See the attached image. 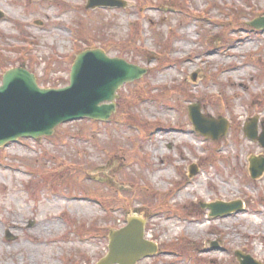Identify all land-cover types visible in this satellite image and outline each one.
I'll use <instances>...</instances> for the list:
<instances>
[{
	"label": "rangeland",
	"instance_id": "rangeland-1",
	"mask_svg": "<svg viewBox=\"0 0 264 264\" xmlns=\"http://www.w3.org/2000/svg\"><path fill=\"white\" fill-rule=\"evenodd\" d=\"M122 1L0 0V82L23 66L42 88L66 87L86 39L147 70L108 122L0 148V264H97L133 212L157 248L136 264H239L236 252L264 264V173H248L264 148L243 134L250 119L264 127V31L248 26L264 0ZM192 104L225 119V135L195 133ZM234 201L243 211L227 217L201 207Z\"/></svg>",
	"mask_w": 264,
	"mask_h": 264
},
{
	"label": "water",
	"instance_id": "water-1",
	"mask_svg": "<svg viewBox=\"0 0 264 264\" xmlns=\"http://www.w3.org/2000/svg\"><path fill=\"white\" fill-rule=\"evenodd\" d=\"M124 6L122 0H87L85 9ZM2 17L0 13V19ZM248 25L264 31V18L255 19ZM146 74V69L120 58H110L100 48L86 49L75 56L69 84L64 88H40L35 75L24 67L6 71L0 85V148L19 139L50 137L57 126L70 122L108 120L115 112L117 91L124 84L137 81ZM187 111L192 127L201 136L215 141L227 132L225 119L204 116L199 105H190ZM255 122L252 120L244 127V135L264 148V128L257 136ZM248 162L251 179L259 178L264 172V158L252 157ZM196 172V168L191 166L190 177ZM201 207L208 209L209 217L213 219L242 211L239 201L215 202ZM133 214L123 228L108 232L107 254L97 264H136L142 258L156 254V246L143 237L145 220L136 216L135 212ZM7 239L12 240L13 237ZM235 257L239 264H259L240 252H236Z\"/></svg>",
	"mask_w": 264,
	"mask_h": 264
},
{
	"label": "trees",
	"instance_id": "trees-1",
	"mask_svg": "<svg viewBox=\"0 0 264 264\" xmlns=\"http://www.w3.org/2000/svg\"><path fill=\"white\" fill-rule=\"evenodd\" d=\"M102 38H103V37H102ZM102 38H101V39H102ZM86 40H87V43H88V44H87V47H88V48H93V45H92V43H91V40H90V39H86ZM98 42L101 43V42H103V41H98Z\"/></svg>",
	"mask_w": 264,
	"mask_h": 264
},
{
	"label": "bare ground",
	"instance_id": "bare-ground-1",
	"mask_svg": "<svg viewBox=\"0 0 264 264\" xmlns=\"http://www.w3.org/2000/svg\"><path fill=\"white\" fill-rule=\"evenodd\" d=\"M145 238H146V240H148L149 239V236H145Z\"/></svg>",
	"mask_w": 264,
	"mask_h": 264
}]
</instances>
